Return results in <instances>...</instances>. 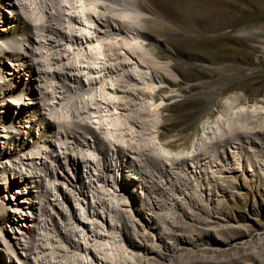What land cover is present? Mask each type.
Masks as SVG:
<instances>
[{"label":"rangeland","instance_id":"1","mask_svg":"<svg viewBox=\"0 0 264 264\" xmlns=\"http://www.w3.org/2000/svg\"><path fill=\"white\" fill-rule=\"evenodd\" d=\"M163 5L176 18L173 24L159 26V42L171 50L166 56L156 47L151 51L170 64L183 88L156 108L157 89L146 87V81L158 82V73L144 74L145 64L139 62L137 67L136 57L126 58L122 49L109 43L105 60L89 64L87 42L93 37V25L81 20L87 30L75 37L67 28L66 14L63 33L47 32L56 44L43 47L38 55L44 91L49 93L45 99L59 100L56 109L68 113L76 92L81 149L78 161L66 157L53 163L55 171L60 170L59 188L75 192L61 200V210L69 209L71 219L53 211L60 224L52 218L39 223L32 254L37 264H45L43 254L50 258L48 264H88L92 255L101 258L96 264H106V258L111 264H264V0H163ZM9 10L5 5L1 8L5 20L12 21ZM4 18L1 26L7 23ZM30 30L35 28L31 25ZM3 64L10 67L8 58ZM87 70L93 74L91 83L86 80ZM67 72L77 78L74 92L65 89L66 80L56 77L68 76ZM18 78L35 90L29 71H21ZM111 80L119 96L105 100ZM93 91L96 94L90 98ZM25 96L5 94L8 111L21 108L11 110L9 106L15 105L7 100L27 102L31 96ZM90 115L95 121L88 140ZM226 119H231L230 128L226 125L213 138L224 135L220 155L205 164L210 152H201L198 146L208 126ZM18 124L31 131L24 134L29 142L42 133L25 117ZM238 129L252 132L253 138L243 137L238 144L233 133ZM169 141L182 144L171 147ZM161 144L171 147L170 153ZM73 148L70 141L61 150L70 153ZM89 150L95 154L91 161ZM196 153L200 162L193 158ZM89 164L94 173L91 184L89 168L84 167ZM67 169L70 172L65 174ZM75 174L71 185L68 179L74 180ZM24 185L8 179L0 183L11 219L0 231L3 238L12 223H19L20 212L8 207V201L20 200ZM74 217L82 219L85 227ZM10 261L11 256L2 251L0 264Z\"/></svg>","mask_w":264,"mask_h":264},{"label":"bare ground","instance_id":"2","mask_svg":"<svg viewBox=\"0 0 264 264\" xmlns=\"http://www.w3.org/2000/svg\"><path fill=\"white\" fill-rule=\"evenodd\" d=\"M160 1L161 0H0V22L2 18H4L1 12V8L4 7V5L6 8L8 7V9H10L8 11L9 16H12V21H7L4 18V21L7 23L2 26L0 25V129L2 131V133H0L2 139L0 140V183H5V179L14 183L25 182L22 198L15 202L8 201V207H14L20 212L19 223L15 225L12 223L10 225L8 233L5 234V238L0 234V253L5 251L11 256L10 264H37L38 260L36 256L32 257V254H35L34 250L37 248L35 242L38 238L34 233L39 223L51 221L52 218L54 223L60 224L62 221L54 217L56 211H58L56 214L63 216L64 219H71L70 213H67L69 209L63 208L61 210V206H63L61 200H68L69 195L71 196V194L73 195L75 192L73 189L67 192L66 190L68 189L59 188L60 186L57 182L60 170L55 171L56 166H54L53 163L59 162L61 158L65 159L66 157H69L72 162H76L80 159L78 155L81 144L77 142L76 134L77 124L79 122V117L77 116L78 111L76 110L80 108V99H78V96H75L76 92H74L75 90L73 89L77 86V78L74 76L75 74L68 72V76L65 73H59V76L56 77L62 81L66 80L64 84L65 89L72 88L74 92V98L70 101V110L66 108L69 112L60 113L59 109H56L55 106L59 104V100L46 101L47 99H45L47 97L46 95H49V93L44 91L45 80L44 77L43 79L41 77V61L38 55L43 47L47 45L54 46L53 44H56V39L54 37L52 39V36L47 34V32H52L54 34L63 33V29H66L63 27V18L66 14V18L70 24L67 25V28H70L69 30L75 33V37L76 35L80 36L84 33H82L81 30H87L82 25V21H84L86 25H93L92 34H94L93 37H90L91 39H89V41L84 34L86 38L85 41H88L87 46L91 55L89 64L94 65L96 63L98 64V62L102 63L101 60H105L107 55L106 48L108 50L109 45L118 46L122 49L121 53L122 55L124 54L126 58H128L129 55L136 57L137 60L134 62L138 64L137 67L140 68L139 65L141 63L139 64V62L145 64L144 66L147 72H144V74H149L150 72L158 73L156 74L158 82L150 79L149 84H147L146 81V87L157 89L155 95L159 102L154 106L156 108L160 103L167 102L174 98L176 92H180V89L183 88L177 75H174L170 64L161 61L158 56L156 57L153 55L154 53L151 51L152 48L156 47L161 56H166L169 50H171L167 45H163L159 42V26L163 24H173L176 22V18L168 14V9L166 10L164 7L163 0L162 3H160ZM127 6L128 8H126ZM129 11H134L135 14H130ZM113 19L116 21L112 22ZM78 23H80L79 26H77ZM31 25L35 28V31L30 30ZM90 35L91 34L88 36ZM61 36L63 38V35ZM145 43L148 44V47L145 46ZM77 54L80 55L79 52H77ZM7 58L10 67L5 68L3 60ZM126 58L122 59V70L125 67V62H127ZM61 63L64 64L63 61ZM66 64L68 65V63ZM110 69H108V72H110ZM26 70L30 72V79L34 84L32 87H34L35 90L31 89L29 83L21 82L18 78L20 72ZM85 73L87 74L86 80L91 83L93 81L92 72L87 70ZM130 73H126V75L129 77ZM53 76H55V74ZM148 76L150 77V75ZM141 79H143V76H141ZM159 82L161 84L164 83L163 86H158ZM110 85L111 88L115 90L112 91L110 86L107 87L106 89L108 92H106V96L103 97L105 100L116 99L119 96L118 86H115L113 80L110 81ZM5 94H12L14 96L22 94L24 99L27 98L25 96L27 94L31 97L27 102L21 101V99L7 100V103H10V105H15L9 106L11 110L17 111L21 108L19 111L11 113L8 111L7 104H5ZM95 94L96 91H93L90 94V98ZM24 105H29L27 106V111L23 109ZM23 117L30 123V127L37 125L42 132L40 136L30 140L31 143L24 135L25 133L30 134L31 131L21 129L18 124ZM89 120L90 136L88 140L92 137V124L93 121H95L92 120L91 115L89 116ZM118 120L119 118L115 117V121L117 122ZM229 123H231V119L222 120L221 122L217 120L214 123V127L208 126V128H210L209 131L205 130V139H202L201 145L198 146L201 152H210V154H207L210 160L206 161L205 164H208L209 161L218 159L220 155L218 153L219 148L223 147L225 143L224 135L222 136L221 134L219 140L216 139L213 141V138L216 135V131H224L226 125L227 128H230ZM43 125V129H41ZM68 128L71 130H67ZM233 133L238 140V144L243 137L245 139L253 138V135L250 134L252 132H240L238 129V131ZM70 141L72 142V146L74 145L71 152L66 153L62 151L61 148L64 147L66 143H70ZM168 143L171 147L180 146L182 144L181 141H169ZM163 144H161L162 150L166 153H170L172 148L166 145L164 146ZM91 145L92 141L89 144L90 148ZM32 149L34 151H32ZM199 154L200 153H196L193 157L197 162L201 160ZM5 155L7 157L4 159ZM94 155L95 154L89 150L90 161L94 158ZM203 160H205V157H203ZM203 164L204 163H201L200 166ZM87 166L90 172L88 181L90 182L89 184H91L94 173L91 171V164L84 167ZM253 170L255 169H249V171ZM69 172L70 170L67 169L65 174ZM75 177L76 174L74 175V180L71 181V179H68L71 185L76 182ZM4 200L3 195H0V231L2 228H6L7 222H11L9 213H7L10 209H7L4 205ZM53 211L55 213H52ZM74 221L78 223L82 222L80 226L85 227L82 219L74 217ZM83 248L85 251H89L90 247L84 246ZM98 251L100 253V247H98ZM89 253H91V250ZM45 256L46 255L43 254L41 258H44L45 264H48L47 261L50 260V258L47 259ZM52 257L60 261L57 255L52 254L51 258ZM97 259L101 258L92 255V260H90L88 264H96ZM79 260L81 261L82 258L79 257ZM103 261L104 263L107 262L106 264H111L107 258ZM53 264H55V262Z\"/></svg>","mask_w":264,"mask_h":264}]
</instances>
